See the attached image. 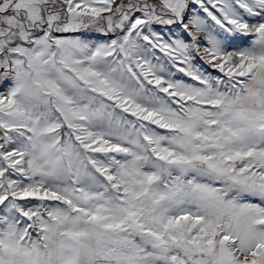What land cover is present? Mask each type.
I'll list each match as a JSON object with an SVG mask.
<instances>
[{
    "label": "snow or ice",
    "instance_id": "6c2138e0",
    "mask_svg": "<svg viewBox=\"0 0 264 264\" xmlns=\"http://www.w3.org/2000/svg\"><path fill=\"white\" fill-rule=\"evenodd\" d=\"M0 264H264V0H0Z\"/></svg>",
    "mask_w": 264,
    "mask_h": 264
}]
</instances>
